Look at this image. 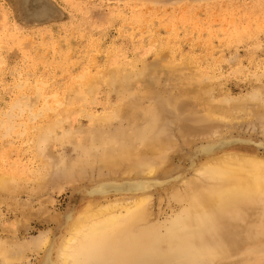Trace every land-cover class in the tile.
<instances>
[{"label": "bare ground", "instance_id": "obj_1", "mask_svg": "<svg viewBox=\"0 0 264 264\" xmlns=\"http://www.w3.org/2000/svg\"><path fill=\"white\" fill-rule=\"evenodd\" d=\"M160 48L152 51L149 60L136 59L124 71L120 65H109L96 75H80L85 77V88L79 93H53L47 101L44 89L37 86L41 90L33 96L18 95L3 113L4 136L13 138V145L20 137L26 146L19 145L15 160L0 163V204L27 211L28 206L19 201L23 193L45 204L48 190L68 183L75 189L80 182L85 187L80 190L82 205L61 214L63 232L58 241L51 229L20 243L10 233L0 237V264L23 263L27 250H42L40 264L264 262V156L225 151L233 142L251 141L235 138L242 136L226 133L194 112L181 111L185 102L208 104L211 115L233 118L243 112L263 121L264 85L236 97L214 94L217 77L209 74V65L199 68L187 57L176 58L170 46ZM100 80L116 98L109 100L103 113L88 114L86 125L66 126L76 105L87 111ZM135 83L142 85L139 91L131 88ZM167 110L179 112L181 127L175 131L179 137L172 132L174 124L165 125ZM22 114H28L32 123H17ZM45 117V122L33 123ZM138 121L136 130L132 125ZM114 122L119 126L112 129ZM262 127L264 131V123ZM197 139L202 161L193 164L191 175L178 176L183 187L169 196L176 210L155 221L149 192L168 178L157 176V168L171 145L181 148ZM55 145L70 146L71 153H54ZM20 152L30 158L28 164L19 163ZM238 237L243 244H236ZM244 246L251 248L241 256Z\"/></svg>", "mask_w": 264, "mask_h": 264}, {"label": "rangeland", "instance_id": "obj_2", "mask_svg": "<svg viewBox=\"0 0 264 264\" xmlns=\"http://www.w3.org/2000/svg\"><path fill=\"white\" fill-rule=\"evenodd\" d=\"M163 45L170 46L176 58L187 57L199 68L209 65V74L217 77L212 93L233 97L246 95L257 85H264V0H164L155 3L151 0H0V118L11 109L18 95L33 96L41 90L37 86L44 89L42 93L48 96L47 101L53 93L60 96L66 92L68 95L79 93L85 88V77L80 78V75H96L109 65H120V70L124 71L136 59L149 60L152 51H160ZM19 83L23 84L22 88ZM96 84L92 100L85 108L87 111H79L81 108L76 105L66 126L86 125L88 114L103 113L109 100L116 98L103 80ZM131 86L134 91L142 88L139 83ZM121 92V88H117V93ZM75 101L81 104L80 100ZM43 102L41 99L39 105ZM182 107L184 113L194 112L199 118L216 123L224 132L242 136L235 138L251 141L233 142L224 148L225 151L264 156V120L259 117H246L243 112L233 118L211 115L208 112L212 107L208 104L185 102ZM178 114L167 110L165 125L174 124L173 133L181 127ZM28 116L22 114L15 120L19 124L28 120L29 125L32 121ZM47 119L39 118L33 123H43ZM140 124L138 121L132 127L137 130ZM115 126H119L117 122L110 127L114 129ZM121 126L128 127V124ZM2 131L4 127L0 128V163L4 164L6 160L16 159L13 153H17L19 145L20 149H25L26 145L20 137L13 145V138L4 136ZM200 145L197 139L181 148L175 145L168 148V157L156 171L157 176L168 178L152 186L149 192L155 221H162L176 210L169 196L183 187L178 176L191 175L192 166L202 161L197 150ZM71 150L70 146L55 145L53 151L68 155ZM19 158L22 159L20 164L30 161L25 152L22 155L20 152ZM80 184L75 189L68 183L53 192L48 190L45 204L29 194L19 195V201L28 206L27 211L7 208L1 203L0 237H8L11 233L20 243L51 229L52 238L58 241L63 232L61 214L71 206L77 209L82 205L84 194L80 190L85 186ZM235 242L243 244L244 240L238 237ZM230 244L234 245L232 240ZM246 247L241 248V256L251 248ZM26 256L20 264H40L42 250H27ZM215 261L197 264H215Z\"/></svg>", "mask_w": 264, "mask_h": 264}]
</instances>
